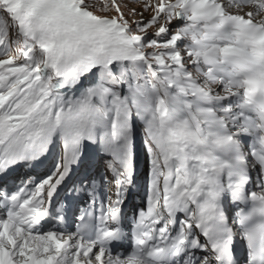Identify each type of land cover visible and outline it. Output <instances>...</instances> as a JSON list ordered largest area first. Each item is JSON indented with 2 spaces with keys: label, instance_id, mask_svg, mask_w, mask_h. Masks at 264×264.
I'll use <instances>...</instances> for the list:
<instances>
[{
  "label": "snow or ice",
  "instance_id": "obj_1",
  "mask_svg": "<svg viewBox=\"0 0 264 264\" xmlns=\"http://www.w3.org/2000/svg\"><path fill=\"white\" fill-rule=\"evenodd\" d=\"M0 264H264V0H0Z\"/></svg>",
  "mask_w": 264,
  "mask_h": 264
},
{
  "label": "bare ground",
  "instance_id": "obj_2",
  "mask_svg": "<svg viewBox=\"0 0 264 264\" xmlns=\"http://www.w3.org/2000/svg\"><path fill=\"white\" fill-rule=\"evenodd\" d=\"M234 10V9H233Z\"/></svg>",
  "mask_w": 264,
  "mask_h": 264
}]
</instances>
